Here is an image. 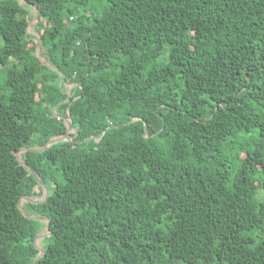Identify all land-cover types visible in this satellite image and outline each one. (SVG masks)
I'll return each instance as SVG.
<instances>
[{
	"label": "trees",
	"instance_id": "16d2710c",
	"mask_svg": "<svg viewBox=\"0 0 264 264\" xmlns=\"http://www.w3.org/2000/svg\"><path fill=\"white\" fill-rule=\"evenodd\" d=\"M27 1L57 70L0 0V264L30 169L36 264H264V0Z\"/></svg>",
	"mask_w": 264,
	"mask_h": 264
},
{
	"label": "water",
	"instance_id": "95a60500",
	"mask_svg": "<svg viewBox=\"0 0 264 264\" xmlns=\"http://www.w3.org/2000/svg\"><path fill=\"white\" fill-rule=\"evenodd\" d=\"M23 1H24V3L26 5L31 6L34 9V11H35V19L30 24V27H29V30H30L31 28H35V26L39 23V20H40L39 10L34 5H31L27 0H23ZM36 43H37V52H38L39 58L42 59V61L46 65H48L50 68H52L54 70H57L54 67L50 66L49 63L46 61V59L44 57H42V46H41V42H40L39 38L36 39ZM67 125H68V132H67V134L65 136L59 137V138H55V139L51 140L50 143L47 146H45L44 148H35L32 151H45V150H47L48 148H50L51 146H53L55 144H58V143L64 142V141H70V135H71V132L73 130L72 129V121L70 119H67ZM23 152L24 151H22L20 153H23ZM18 158H19L20 162L25 165V162L23 160H21L22 156H21V158L20 157H18ZM30 171L39 180V182L41 183V185L43 187V190H44V196H43V198H41L39 200H35V199L29 198V197H23L21 202H20V204H19V206H20L21 211L23 212V214L27 218L32 219V220L41 221V222H44V223L47 224L46 228L36 238V245H37L38 249L40 250V254L38 255V257L32 263V264H36L37 261L39 259H41L45 255V249H44V247H40V242L45 237H47L50 234V220L48 218H46L45 216H42V215H37V216L29 215V213L26 211V209L24 207V204L26 202H32L34 204H39V203L45 202L47 200V198L49 197V190H48L46 184L40 179V177L34 172V170L30 169Z\"/></svg>",
	"mask_w": 264,
	"mask_h": 264
},
{
	"label": "rangeland",
	"instance_id": "374dc122",
	"mask_svg": "<svg viewBox=\"0 0 264 264\" xmlns=\"http://www.w3.org/2000/svg\"><path fill=\"white\" fill-rule=\"evenodd\" d=\"M21 3H23L24 4V1L23 0H21ZM34 14H35V11H34ZM35 29H36V26H35V28H31L30 30H29V32H30V34L31 35H33L34 37H36V38H39L40 36L35 32ZM68 87V89H71L73 86H67ZM74 131L72 130V132L71 133H73ZM70 139H71V137H70ZM21 156H22V153H18V157H20L21 158ZM22 160V159H21ZM45 246V242H43V240L40 242V247H44Z\"/></svg>",
	"mask_w": 264,
	"mask_h": 264
}]
</instances>
